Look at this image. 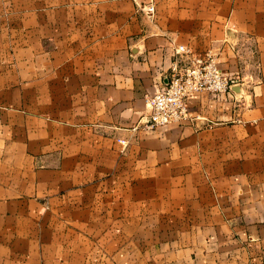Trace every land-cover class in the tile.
Returning a JSON list of instances; mask_svg holds the SVG:
<instances>
[{
	"label": "crops",
	"instance_id": "crops-1",
	"mask_svg": "<svg viewBox=\"0 0 264 264\" xmlns=\"http://www.w3.org/2000/svg\"><path fill=\"white\" fill-rule=\"evenodd\" d=\"M180 46L232 90L149 130ZM0 264H264V0H0Z\"/></svg>",
	"mask_w": 264,
	"mask_h": 264
},
{
	"label": "built area",
	"instance_id": "built-area-1",
	"mask_svg": "<svg viewBox=\"0 0 264 264\" xmlns=\"http://www.w3.org/2000/svg\"><path fill=\"white\" fill-rule=\"evenodd\" d=\"M146 10L153 17L154 4ZM175 53L178 58L173 63L167 86L146 99L150 110L146 122L149 130L189 120L187 100L191 96L204 92L221 95L232 90V78L222 72L215 55H193L184 46L176 48Z\"/></svg>",
	"mask_w": 264,
	"mask_h": 264
}]
</instances>
